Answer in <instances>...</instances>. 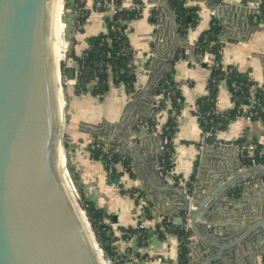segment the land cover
<instances>
[{
  "label": "crops",
  "instance_id": "1",
  "mask_svg": "<svg viewBox=\"0 0 264 264\" xmlns=\"http://www.w3.org/2000/svg\"><path fill=\"white\" fill-rule=\"evenodd\" d=\"M83 1L89 14L82 29L75 32V44L81 45L78 53L75 52L77 57L91 47L93 38L107 31L108 20L116 13L112 8L95 10V0ZM131 1L133 0H125L126 4ZM139 1H142L145 7L126 28L129 43L136 52V91L147 82L153 56L163 61L171 51L176 34L173 12L165 8H162V11L151 8L148 6L151 0ZM185 5L196 8L198 20L190 25L184 34H179L181 38L178 42H181L183 47L179 49L175 61L171 64L178 92L185 101V106L177 115V125L171 141L175 175L184 179L186 187L173 185L182 187L192 195H197L198 188L201 187L198 195L205 199L210 191L224 185L235 171H239L241 158L239 149L230 145L208 146L201 152L198 150L197 144L202 129L195 111L198 99L210 93L208 77L211 69L195 62L196 47L201 36L216 23L219 27L217 35H223L217 37L223 48V64L236 67L256 84L264 85V22L260 20L259 12L255 8L257 0H185ZM216 5L220 6V11L213 9ZM174 13L177 15L175 11ZM133 94H129L122 84L113 83L109 93L101 100V106L96 110H92L90 100L91 97L98 99L99 96H91L88 92L72 98L67 135L69 161L84 199L90 201L96 209H102L104 220L109 219L107 224L112 227L116 236L112 253L118 256L130 252L135 254L122 264H179L177 239L171 234L160 237L155 232H149L150 237L145 242L139 241L136 234L138 201H146L149 205L153 220L148 222L151 226L149 231L159 225L158 219L163 215H170L175 219L172 212L165 213L159 206L164 207L165 211L171 209L185 216L180 208L176 209L182 201L181 198L174 190L166 189V182L158 175L160 135L149 131L145 123H139L141 119L145 122L157 118L156 114L153 115V104L152 107L146 106L142 101L144 108L138 106L132 112L133 118L140 117L129 136L136 150L127 154L121 151L119 144L109 145L115 154L125 156L134 166L131 172L117 166L120 183L108 176L103 162L93 157L89 150V140L93 135L85 131L82 125L97 124L103 119L118 121ZM79 99L82 101V108L73 104V101ZM234 106L231 89L223 81L218 87L217 107L224 111L233 109ZM168 116L163 113L159 118L160 123L165 124ZM129 127L130 125L126 124L121 130L129 132ZM244 133L258 137L264 133V123L261 120L248 121L244 117H237L229 123L226 130L218 133L217 137L225 143H231ZM227 196L240 198L237 203L229 204L227 208L218 211V217L211 222L220 226H207L206 240L201 242L197 241L191 232L194 240L188 246L189 264H205V254L216 248L214 245H220V242L229 239L228 234L234 236L241 233L253 222L264 217V178L251 177L236 185ZM208 201L204 200L205 206ZM158 213L161 214L157 217ZM255 227L251 233L246 234L250 235L248 238L244 235L238 239L232 238L227 244L223 243L224 247L228 248L223 250L220 260L213 264H264V226ZM128 228L135 229V232L126 234L125 230ZM158 257L163 259L159 260Z\"/></svg>",
  "mask_w": 264,
  "mask_h": 264
},
{
  "label": "water",
  "instance_id": "2",
  "mask_svg": "<svg viewBox=\"0 0 264 264\" xmlns=\"http://www.w3.org/2000/svg\"><path fill=\"white\" fill-rule=\"evenodd\" d=\"M76 1H66L68 35L72 39L76 28ZM170 1L149 2L152 8L162 11L163 7L175 15L177 35L161 66H155L154 55L147 82L133 94L118 121L103 119L97 124H82L85 131L101 137L110 146L119 144L121 151L127 154L136 150L129 136L140 117L133 118V110L138 106L144 108L143 99L152 107L157 88L165 73L172 70L171 64L183 47L178 42L181 38L178 16ZM213 9L220 11L221 8L216 5ZM52 17L53 0H0V264H101L81 215L83 208L76 197L74 200L59 165L61 139L66 148L67 118L66 109H60L52 58ZM218 36L223 35H214V38ZM201 64L207 66L205 62ZM67 78H75L74 68L68 70ZM126 124L130 125L129 132L121 130ZM66 166L77 189L68 160ZM238 170L205 199L198 195L201 187L197 195H192L182 187L164 184L181 198L176 209L188 213L187 227L197 241L206 240L207 226H220L211 222L218 217V211L238 202L239 196H227L236 185L251 177L264 178V166L242 169L239 165ZM114 181L120 182V173ZM206 199L209 201L205 206ZM159 209L172 212L177 225L185 223L183 215L171 209L165 211L162 206ZM205 221L209 223H202ZM258 225L264 226V217L234 236L228 232L229 239L206 252L205 264L220 260L223 250L228 248L223 243L251 233Z\"/></svg>",
  "mask_w": 264,
  "mask_h": 264
},
{
  "label": "built area",
  "instance_id": "3",
  "mask_svg": "<svg viewBox=\"0 0 264 264\" xmlns=\"http://www.w3.org/2000/svg\"><path fill=\"white\" fill-rule=\"evenodd\" d=\"M80 4V6H78ZM76 25L78 20L82 18H87L89 10L87 9L83 0L76 1ZM150 6V4H148ZM145 4L139 0H133L130 4H126L125 0H95L94 9L97 11H102L104 9L112 8L116 12L125 11V10H134L138 11V14L141 13ZM152 8V6H150ZM256 11L259 12L260 9L258 6L255 7ZM131 20H127L122 16L119 19L113 21L107 26L106 34H111L109 37H102V41L99 47L96 49V57L87 61L89 58V49L85 50L80 56V64L75 68V78L73 80H68L73 86L78 83V80L82 77L92 76L93 83L99 80V74L104 70V66H108L110 72V83L114 82V75L111 71L112 64L109 63L108 58L112 56L121 57L126 56L129 58L126 66L131 71H135L137 74V69L135 65V50L129 44V39L127 36L126 29H122V25L126 24L127 27L130 24ZM105 40H110L114 42L116 46L115 52L113 50L104 51L102 49L103 42ZM223 48L220 43L219 47H213L208 36H205L204 39L197 44L195 51V62H205L207 66L214 72H218L219 77L223 78L224 75H231L235 72V69L231 66H226L222 62ZM169 73V72H167ZM165 73V75L167 74ZM171 73V71H170ZM164 75V76H165ZM118 75L115 74V79H118ZM248 85L239 81L237 78H231V94L234 99L235 106L230 110H219L216 104L210 109L201 112L200 114L197 110L195 111L196 116L198 117L199 124L201 126V135L198 140V150L201 152L208 146H235L239 149L240 158H241V168L255 167V166H264V133L260 134L258 137L253 135H248L244 133L240 137L231 143H225L224 141L218 139L217 134L226 130L222 128L223 122H231L237 117H244L248 121L252 120H261L264 123V96L258 97L257 92L264 93V85L256 84L250 77H247ZM171 80H174V76L171 77ZM216 77L212 76L211 73L208 77V83L215 82ZM169 83V86L166 88L162 86V93H155L153 98V110L155 111L157 121L155 125H146L147 129L151 132L158 133L161 138L160 142V159L158 164V175L166 183L171 184H180L186 187V183L182 177L175 175L174 171V153L172 141L169 139V135L164 133V130L169 129L165 124H161L159 118L163 113L175 117L177 120V115L180 113L182 108L185 106V101L182 96H174V90L171 86L169 79L165 80V84ZM121 85V84H120ZM85 94V92L80 93ZM133 94V93H132ZM166 100V104L161 109H156L159 107L161 99ZM168 116V117H169ZM167 122V121H166ZM140 124H144V120L141 119ZM164 126H166L164 128ZM171 143V146H170ZM89 150L98 155V158L103 162L104 167L106 168L107 174L111 178H115L117 173V166H120L124 171L131 172L134 169V166L127 160L125 156L116 155L115 152L110 148L109 144L98 136H92L89 140ZM120 183V182H119ZM135 192V191H134ZM77 194V191H76ZM139 194V193H138ZM84 205V204H83ZM86 208V206L84 205ZM136 210V216L138 218V231L145 232L151 226L148 222H153L151 213L148 211L149 205L146 201H138V206ZM85 210V209H83ZM87 210V209H86ZM85 210V211H86ZM105 218V217H104ZM185 223L183 225H177L174 222V218L170 215H163L158 220L159 222H166V227H162L163 232L171 234L174 238L177 239L179 253L183 246L191 244L194 240V237L190 235L188 238L184 237L180 231L185 228L188 230L187 222L189 221L188 213L185 214ZM104 223H108L109 219L106 221L103 219ZM159 223V224H160ZM104 230V229H103ZM97 234L102 231L97 229ZM153 232L157 235L160 230L156 227L153 228ZM95 233V232H94ZM98 240V239H97ZM145 240H143L144 242ZM99 242V241H98ZM135 254L130 252L127 255H120L115 260V262H124L129 260ZM159 260H162V257H158ZM190 259V257H189ZM111 262V256L109 257Z\"/></svg>",
  "mask_w": 264,
  "mask_h": 264
},
{
  "label": "trees",
  "instance_id": "4",
  "mask_svg": "<svg viewBox=\"0 0 264 264\" xmlns=\"http://www.w3.org/2000/svg\"><path fill=\"white\" fill-rule=\"evenodd\" d=\"M170 3H171V6L173 7L174 11L177 13V16H178L179 31L181 34H184L186 32L187 28L190 25L196 23L198 20V14L196 12V8L186 6L185 0H171ZM78 6H80V4H78ZM257 6L260 9L259 18H260V20H262L264 22V0H257ZM139 15H140V13L138 14V11H134V10H125V11L116 12L114 14V16L108 20L107 26L110 23H112L113 21L119 19L120 16H122L123 18H125L127 20H132L133 18L138 17ZM151 18H153V17H151ZM85 19L86 18H82L81 20L80 19L78 20L75 31H79L82 29V26H83ZM126 28H127V25L123 24L122 29L125 30ZM218 33H219V27L215 23L212 25L211 29L207 30L201 36L200 42L204 39L205 36H208L211 43L213 44V47H219L220 46L219 41L217 40V38H214V35H217ZM104 36L109 37V36H111V34H106V32L101 33L100 35H98L92 39V45L88 51L89 52V55H88L89 58L87 59V61H91L96 57L97 54L95 51L99 47V45L102 41V37H104ZM102 49L104 51L113 50V52H115L116 46H115L114 42H112L110 40H107V41L105 40V42H103ZM72 56L76 60V62L70 68L75 69L77 67V65L80 64L81 60H80V57H77L74 50H73ZM128 60H129V58L126 56H121V57L112 56V57L108 58L109 63H111L113 66V67H111V71L113 72V75H114V81H113L114 84H116V85L122 84L123 86H125L127 92L129 94H132L136 91L137 74L135 71H132V70L130 71L127 68L126 64H127ZM231 67H233L235 69V72L229 76L224 75L223 78L219 77L220 74H218V72H214L213 70L211 71V75L216 77V81L209 83L210 93L205 95V96H202L198 99V101H197L198 111L197 112L199 114L201 112H204V111L210 109L211 107H213L216 104L218 87H219V84L221 82L225 81L229 85V87L231 88V78H237L239 81L248 85V81H247L248 76L241 73L236 67H234V66H231ZM70 68H66L65 66L63 67V69L64 70L66 69L67 72ZM109 68L110 67H108V66H104L105 71H103L102 73L99 74L100 75L99 80L95 83H93V81H92L93 80L92 76L80 78L78 80V83L72 87V90H74V92L76 94H80L81 92L84 91L85 93L90 92L94 96H99L100 98H103L106 94L109 93V91L111 90V87H112V84L109 81V79H110V77H109L110 72L108 71ZM115 74H116V76L118 75V77H119L118 79H115ZM172 76H173V73L169 72L163 77L160 86L156 90L157 94L162 93V86H164L166 88L169 86V83L165 84V80L169 79L171 82V86L173 87V90H174V96L175 97L181 96L180 93H179V95H177V92L179 91L178 84L175 82V80H171ZM257 96L263 97L264 93L263 92H257ZM165 104H166L165 98L161 99V101L159 103V107H157L156 109L163 108L165 106ZM156 121H157V118L154 117L150 120H146L145 125H155ZM229 123L230 122H223L222 128L227 129ZM176 125H177V120L175 119V117L169 116L167 119V122H166V126H168L169 129L164 130V133L169 135L170 140L172 139V136L175 132ZM166 126H164V128ZM170 146H171V143H170ZM93 157L95 159H99L98 155H96V154H93ZM83 199H84V197H83ZM91 204L92 203L90 201L84 199V205L86 206V209L92 218V225L96 229L102 231L101 233H99L97 235V239H98L99 243H101L104 246L107 253L109 255H111L116 260L118 258V255H115L112 253V250H113L112 244L116 240L115 239L116 236L114 235V232L111 229L112 227L109 226L107 223L103 222L104 212L102 211V209H96L94 207V205L92 207H90ZM148 211L150 212L149 208H148ZM162 227H166L165 221L161 222L157 226V228L160 230L158 236L165 237L169 233L163 232ZM125 231H126L125 232L126 234L127 233L133 234V232H135V229L133 230L131 228H128ZM180 233L182 235H184V237H187V238L191 235V231L186 230L185 228H183L180 231ZM136 234H138L137 237H138L139 241H141V242L150 237L149 230H147L145 232H139L137 230ZM108 243H109V245H108ZM179 259H180L179 264H189L188 245H185L181 248L180 253H179ZM116 263L122 264L123 262H117L116 261Z\"/></svg>",
  "mask_w": 264,
  "mask_h": 264
},
{
  "label": "bare ground",
  "instance_id": "5",
  "mask_svg": "<svg viewBox=\"0 0 264 264\" xmlns=\"http://www.w3.org/2000/svg\"><path fill=\"white\" fill-rule=\"evenodd\" d=\"M61 6H62V0H53L51 46H52V58H53V63L55 66V71H56L60 109H62L64 111V108H63V96L64 95H63V89H62L63 80H62L61 65L65 61L66 54H67V51L69 48V44H70V41L72 38L68 35V28H67L68 23H67V21H65L66 26L64 24L62 12H61ZM161 8H163V7H161ZM156 59H157V62L155 64V66L160 67L162 60H159L158 58H156ZM143 101L145 102V105L148 106V101L145 99H143ZM62 146H63V144H62ZM64 154L65 153H63V152L61 153V155L59 153V165H60V168L62 170L63 176H64L67 184L69 185L70 191L73 194V198H74V200H76L75 196L77 195L76 194L77 189L74 187V185H73L74 188H72L70 186L72 181H71V178L69 176L68 169L66 166V164H67L66 155H64ZM74 192H75V194H74ZM85 213H86L85 210H81L82 218L86 224L88 233H89V235H90V237L94 243L95 249H96L97 254L100 258V262H101V264H106L104 261V257H103L104 256V252L102 251L103 249L100 247V244H98V242L96 240L95 233L92 231L91 224L88 221Z\"/></svg>",
  "mask_w": 264,
  "mask_h": 264
},
{
  "label": "rangeland",
  "instance_id": "6",
  "mask_svg": "<svg viewBox=\"0 0 264 264\" xmlns=\"http://www.w3.org/2000/svg\"><path fill=\"white\" fill-rule=\"evenodd\" d=\"M66 1L67 0H62V6H61V12H62V16H63V21H64V24H65V26H66V23H65V21H66V18H67V6H66ZM76 32V31H75ZM80 36V35H79ZM74 44H75V34H74V37H73V39H71V41H70V44H69V48H68V51H67V54H66V58H65V61L62 63V80H63V85H62V89H63V108H64V111H65V109H66V118H67V124H66V129H65V145H66V148H65V146H64V141H63V139H61V145H60V155H61V153L63 152V153H65L64 155H66V160H68L69 161V157H68V152H67V135H68V131H69V123H70V109H71V102H72V98L75 96V95H78V96H80L81 94H76L75 92H74V90H72V87H73V85L71 84V82H68V78H67V70L65 69H63V67L65 66L66 68H70L71 66H73L74 64H75V62H76V60L73 58V50H74ZM76 46V49H75V52L76 53H78V50H80V46H78L77 44H75ZM75 53V54H76ZM86 94V93H85ZM89 94H91L90 92H89ZM83 95V94H82ZM91 96H94V95H91ZM88 98L90 97V95L89 96H87ZM101 100H103V98H94V97H91V108H92V110H96L98 107H100L101 106ZM82 101L79 99L78 101H73V104H74V106H77L78 108H80L81 107V103ZM107 102H109V100H107ZM67 103V104H66ZM82 108V107H81ZM101 112H102V110H101ZM99 113V112H98ZM62 144H63V146H62ZM65 151V152H64ZM97 161H99V162H102L100 159H97ZM70 162V161H69ZM74 176H75V174H74ZM75 179H76V176H75ZM76 182H77V179H76ZM77 185H78V182H77ZM70 186L72 187V188H74L73 187V184L71 183L70 184ZM75 191V190H74ZM74 194H75V192H74ZM77 196V197H76ZM75 197L76 198H78L77 199V201L79 202V204L81 205V207L83 208V209H85L86 210V208L84 207V199H83V195H82V192H81V190H80V188H79V185H78V187H77V195H76ZM86 216H87V219H88V221L90 222V224H91V229H92V231L93 232H95V234H97V229L92 225V218H91V215L89 214V212L86 210ZM96 238H97V235H96ZM100 244V247L103 249H101L103 252H104V261H105V263L106 264H117L116 262H115V260H114V258L111 256V255H109L108 253H107V251H106V249L104 248V246L101 244V243H99ZM111 256V259H112V261L110 262L109 261V257ZM107 261V262H106Z\"/></svg>",
  "mask_w": 264,
  "mask_h": 264
}]
</instances>
